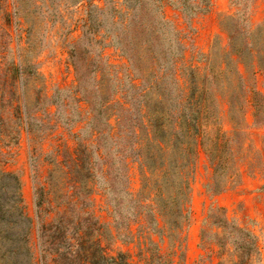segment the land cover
<instances>
[{
    "label": "rangeland",
    "instance_id": "rangeland-1",
    "mask_svg": "<svg viewBox=\"0 0 264 264\" xmlns=\"http://www.w3.org/2000/svg\"><path fill=\"white\" fill-rule=\"evenodd\" d=\"M210 2L0 0V169L31 219L10 217L0 182V264H264V216L209 191L264 166V0ZM182 110L199 115L185 229L153 213L179 199L177 174L167 187L161 161L136 156V138L170 136Z\"/></svg>",
    "mask_w": 264,
    "mask_h": 264
},
{
    "label": "trees",
    "instance_id": "trees-1",
    "mask_svg": "<svg viewBox=\"0 0 264 264\" xmlns=\"http://www.w3.org/2000/svg\"><path fill=\"white\" fill-rule=\"evenodd\" d=\"M159 2H161L160 4L162 5L163 0H159ZM210 3H211L210 0H206L205 7L206 8L209 7ZM257 51H261L260 56L257 58V65L259 69L262 70L264 73V45L262 46V48H257ZM237 57L240 58V56ZM9 73L11 80H19V78L23 76V70L16 64H13L9 67ZM4 106L5 108H9V109L12 108L16 113H18V115L22 113V106L14 105L13 100L12 101L8 100L6 105H1L2 108ZM181 114L183 120L179 118L178 122H174L173 124L174 132L170 134V136L162 139H156L154 136H151L147 138V140H142L140 139L141 137H137L136 148L138 152L136 156L138 158L144 156L145 161L146 160L161 161V165L158 166V170L160 171L159 175L162 180L167 182L166 183L167 187L170 186L168 181H170L171 177L174 174H177L178 176L177 188L179 190V199L177 201H173L170 204L166 200H161L160 210L153 211V213L154 214L156 213L157 215H161L162 217L166 216V218L168 216V219L170 221H173V219H175V222H172L170 226L178 227V228L183 226V229H185L187 228L189 221L191 186L195 173V165L199 154V144L196 142V137L198 135L199 115L197 111H193V110L190 114V118L186 117L187 113L185 112V110L184 111L182 110ZM15 119L17 118L15 117ZM117 123L118 125L121 124L120 118L117 119ZM106 125L107 128L110 130L113 128L109 122H107ZM95 132L98 137H101L102 135H105L107 133L106 130H103V132L96 130ZM18 135H19L18 133H15L14 136L10 138L11 139L10 141L11 142L13 141L14 144H16L15 142L17 141ZM154 141H158V146L156 148L152 147L153 148V149L151 148L152 150L147 149L143 154L142 148L144 149L148 148V145L150 143H153ZM70 153L73 155L74 157L73 159L77 162L76 150L75 151L73 150ZM7 162L8 160L4 161V164H6ZM144 173L145 175H147L150 172L145 171ZM144 179L145 181H148L146 176L144 177ZM0 182H4L5 185L7 184V186L9 187H13L15 196L17 197V205L15 206V209L11 213L10 217L11 218L17 217L20 220L23 219L26 222L30 223L31 219L26 214V210L24 206V197L22 194V186L19 177L17 175L5 172L3 169H0ZM213 185L215 184H211L209 187V191L212 194L223 193L224 191L232 188L227 183H222L219 186L218 184H216L215 188ZM144 193H145V189H144ZM144 199H148V198L145 197ZM137 200L135 199V201ZM151 210H154V208L152 207ZM214 211L216 210L215 209L212 210L211 213H213ZM210 216H212V214ZM178 221L180 222L178 223ZM219 221L221 222V226L224 227L231 226L230 222L227 220L225 216H221ZM238 231L241 232L243 230L238 229ZM29 234H30V227H27L25 232V237L28 238ZM123 264H127V263L123 262Z\"/></svg>",
    "mask_w": 264,
    "mask_h": 264
},
{
    "label": "crops",
    "instance_id": "crops-1",
    "mask_svg": "<svg viewBox=\"0 0 264 264\" xmlns=\"http://www.w3.org/2000/svg\"><path fill=\"white\" fill-rule=\"evenodd\" d=\"M207 20H203L206 22ZM201 34L206 31L203 25H199ZM198 50L205 52L207 49L202 46V43H196ZM246 124L249 123L246 121ZM264 166L262 167V172L260 175L255 177H248L244 174L240 175L238 185L235 189H228L223 196L227 199L229 206L235 207L236 204L241 200L244 203V208L242 210L243 215L246 219L254 218L260 220L263 218L264 209ZM223 192V193H224ZM222 194V193H221Z\"/></svg>",
    "mask_w": 264,
    "mask_h": 264
}]
</instances>
